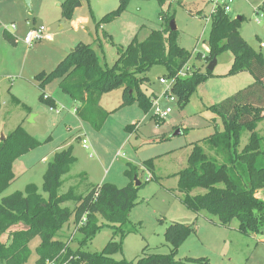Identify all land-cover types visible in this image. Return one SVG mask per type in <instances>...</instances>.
I'll return each mask as SVG.
<instances>
[{
  "label": "rangeland",
  "instance_id": "rangeland-1",
  "mask_svg": "<svg viewBox=\"0 0 264 264\" xmlns=\"http://www.w3.org/2000/svg\"><path fill=\"white\" fill-rule=\"evenodd\" d=\"M63 1L31 0L28 7L24 0H0V143L20 125L41 142L14 160L15 179L0 194V200L16 191L26 194L30 185L37 186L47 197L42 184L48 163L56 152L72 147L76 161L63 176L60 194L73 188L76 193L85 195L92 186L105 182L121 188L134 178L144 184L127 223L103 227L85 250L100 252L110 240L119 241L122 233L127 232L123 250L114 255L117 260L136 262L145 254H168L172 246L166 241L165 231L176 221L196 229L179 247L177 259H207L190 261V264H264V233L247 236L236 230L238 219L224 227L218 224L217 216L207 211H191L182 202L185 193L179 190L178 174L187 168L194 144L217 129H224L223 120L213 106L255 81L248 71L230 74L234 54L228 50L216 55L217 64L208 73L211 23L207 17L212 6L209 0H170L165 4L158 0H130L124 11L98 29L96 23L116 10L120 0L79 1L70 20L62 16ZM263 1L234 0L228 14L232 18L244 17L239 31L264 57L261 46L264 42ZM167 16H174L178 42L191 53L181 78L195 72L206 76L197 84L187 104L181 107L175 93V101L164 96L166 85L159 79L168 72L163 65H154L141 75L146 79L140 91L153 100L157 98L159 107L172 108L164 121H156L155 106L145 112L137 102L123 105L124 93L119 88L102 96L101 106L108 116L102 128L96 130L76 116L78 106L61 88L60 79H52L41 87V74L52 72L79 42L91 44L101 64L112 67L119 57V49L126 48L136 36L139 41L145 40L152 30L162 27V19ZM83 17L86 23L81 21ZM39 25L46 26L50 38L31 46L26 44L24 37L28 29ZM6 32L17 38L16 44L5 37ZM43 93L50 96L61 112L50 109V103L41 99ZM133 95L136 96L137 91ZM258 132L264 136V121L259 124ZM249 137L250 133L245 132L241 149ZM84 138L89 148L83 146ZM148 161H152V171L145 167ZM204 192L196 187L190 193ZM63 206L73 209L75 202L68 201ZM100 223H104L102 218ZM60 238L74 249L79 246L83 234L74 216L64 225ZM40 241V237H36L30 242V255L23 264H38ZM51 261L48 259L46 264ZM61 261L55 264H71L68 260Z\"/></svg>",
  "mask_w": 264,
  "mask_h": 264
},
{
  "label": "trees",
  "instance_id": "trees-1",
  "mask_svg": "<svg viewBox=\"0 0 264 264\" xmlns=\"http://www.w3.org/2000/svg\"><path fill=\"white\" fill-rule=\"evenodd\" d=\"M83 0H64L61 4L62 16L71 19L75 4ZM130 0H120L116 10L103 16L96 28L104 22L115 19L126 9ZM165 4L170 0H158ZM264 14V1L262 4ZM174 16L163 17L160 29H154L149 36L139 41L136 36L124 49H119V57L112 67L103 66L91 44L79 42L50 73L41 74V87L52 79H60L61 88L79 105L76 115L88 122L94 129L102 128L108 112L101 106L102 96L114 89H123L124 104L137 102L149 112L153 99L140 91L145 81L141 75L154 65L167 69L168 77H175L188 64L191 53L178 42L177 30L170 23ZM244 20L232 18L223 9L212 16L208 39L210 63L218 53L228 50L234 54L230 74L250 72L255 81L234 95L213 106L222 118L224 129H217L208 137L197 141L189 157L187 168L179 172V190L185 193L183 204L195 213L207 211L217 216L221 226H230L234 219L239 220L236 228L249 236L264 233V200L256 196L264 189V136L258 132L264 121V57L257 52L241 35L239 28ZM14 44L17 38L5 33ZM201 54L198 55V58ZM208 73H211L208 70ZM206 75L195 72L187 78L178 77L173 93L178 97L181 107L187 104L197 84ZM137 91V95L133 93ZM41 99L55 108L50 97ZM158 123L164 121L155 118ZM245 132L250 133L248 143L241 149V139ZM41 142L32 138L20 125L0 143V194L14 181L12 165L16 158L39 146ZM76 161L72 147L55 153L48 163L42 185L47 194L44 197L35 185H30L27 193L16 191L0 200V261L2 264H23L30 255V242L40 237L37 247L38 264L46 261L68 260L71 264H190L206 261V258H191L189 261L177 259L179 247L196 232L193 225L172 222L165 231V238L171 244L168 254H145L136 262L117 260L114 255L123 250L127 235L122 230L121 239L110 240L102 251L91 252L85 246L105 226L120 224L124 226L132 208L137 204L139 189L137 179L124 187L105 182L92 186L85 195L73 188L60 194L63 176ZM145 167L152 171V161ZM151 180V178H150ZM149 182V181H147ZM196 187L205 190L192 195ZM74 201L75 207L63 206ZM76 224L86 218L79 226L83 239L75 249L60 238L61 231L71 217ZM100 218L104 223H100ZM212 222L213 219H211ZM109 223V225L107 224ZM217 223V222H215ZM62 262V261H61Z\"/></svg>",
  "mask_w": 264,
  "mask_h": 264
},
{
  "label": "built area",
  "instance_id": "built-area-1",
  "mask_svg": "<svg viewBox=\"0 0 264 264\" xmlns=\"http://www.w3.org/2000/svg\"><path fill=\"white\" fill-rule=\"evenodd\" d=\"M234 0H209L208 3H210L211 9H210V15L207 17V20L209 22H211L212 20V16L218 11V9H223L226 13H229L231 11V4L233 3ZM15 27V26H14ZM48 38V34H47V28L44 25H39V26H31L25 37H24V41L26 44L28 45H33L35 42H39L42 40H45ZM262 46H264V43H262ZM185 68V67H184ZM183 68V69H184ZM183 70H181L175 77H168V76H163L160 77L159 81L161 84L166 85V90L164 92V96L166 98H168L171 101H175L176 97L173 94V87L174 84L177 80L178 77H181ZM50 96L48 95H44V98H48ZM156 99L153 100V106H155L156 108V112L154 114V116L158 119H165L171 112H172V108L171 107H167L165 109L159 107L158 103H156ZM51 110H53V108L51 107ZM83 146L85 148H89L88 145V141L86 138L83 139ZM86 222V218L83 217L82 220L79 222L78 227L81 226L82 224H84ZM51 264H55V261H51Z\"/></svg>",
  "mask_w": 264,
  "mask_h": 264
},
{
  "label": "water",
  "instance_id": "water-1",
  "mask_svg": "<svg viewBox=\"0 0 264 264\" xmlns=\"http://www.w3.org/2000/svg\"><path fill=\"white\" fill-rule=\"evenodd\" d=\"M24 2L26 3V5H27L28 7H31V0H24ZM80 3H81V2H78V3L76 4L75 7H77L78 5H80ZM238 19L241 20L242 17L240 16V17H238ZM170 26H171V29H172V30H177V26H176L174 20L171 21ZM216 64H217V58L215 57V58L209 63V65H208V70H210V71L214 70ZM179 133H180V132H179ZM3 139H5V137H3ZM136 179H137V178H136ZM140 184H141V182L137 180V181H136V186H139Z\"/></svg>",
  "mask_w": 264,
  "mask_h": 264
},
{
  "label": "crops",
  "instance_id": "crops-1",
  "mask_svg": "<svg viewBox=\"0 0 264 264\" xmlns=\"http://www.w3.org/2000/svg\"><path fill=\"white\" fill-rule=\"evenodd\" d=\"M238 17H240V16H238ZM242 17V16H241ZM81 21H83L84 23H86V21H87V19L86 18H81ZM79 22V19H78V21H77V23ZM29 24L31 25V22H29ZM50 37L48 36V38L47 39H49ZM264 43V42H263ZM262 46V45H261ZM263 48H264V46H262ZM75 102V101H74ZM75 104H76V106H78L79 104L77 103V102H75ZM56 107L55 108H53V110H56V112H61V111H58V109H57V105H55ZM76 108L77 107H75V114H76ZM51 109V108H50ZM77 116V115H76ZM78 117V116H77ZM79 118V117H78ZM80 119V118H79ZM81 120V119H80ZM87 123V122H86ZM80 136V135H79ZM43 160L44 161H47V158H43ZM51 161V160H50ZM49 161V162H50ZM48 167V166H47ZM46 170H47V168H46ZM43 185V184H42ZM40 191V190H39ZM256 196L258 197V198H261V199H263L264 200V189H261V190H259L258 192H257V194H256ZM263 241H264V239H263Z\"/></svg>",
  "mask_w": 264,
  "mask_h": 264
}]
</instances>
